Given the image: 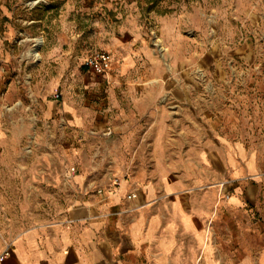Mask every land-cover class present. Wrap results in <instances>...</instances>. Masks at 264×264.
I'll use <instances>...</instances> for the list:
<instances>
[{
	"label": "rangeland",
	"instance_id": "obj_1",
	"mask_svg": "<svg viewBox=\"0 0 264 264\" xmlns=\"http://www.w3.org/2000/svg\"><path fill=\"white\" fill-rule=\"evenodd\" d=\"M36 39L43 40L39 57L29 53ZM1 45L11 53L0 64V140L10 148L0 146V232L7 242L63 209L4 204L22 196L32 178L27 169L72 147L70 117L60 108L47 117V100L88 109L74 142L95 167L113 166L126 133L93 125L112 111L109 122L117 126L140 103L147 107H140V130L167 138L170 152L159 162L175 169L193 163L202 146L264 149V0H0ZM96 51L110 54L108 73L85 65ZM31 185L35 196L48 188ZM62 189L67 196V181Z\"/></svg>",
	"mask_w": 264,
	"mask_h": 264
},
{
	"label": "crops",
	"instance_id": "obj_2",
	"mask_svg": "<svg viewBox=\"0 0 264 264\" xmlns=\"http://www.w3.org/2000/svg\"><path fill=\"white\" fill-rule=\"evenodd\" d=\"M7 33L6 39L12 38L15 30ZM10 58L1 45L0 64ZM141 106L146 107L134 105L132 116L120 115L117 126L109 122L112 111L93 125L126 133L113 166L95 167L74 142L77 131L87 127L88 109L47 100V117L58 108L70 117L72 147L42 157L40 168L27 169L32 178L22 196L5 198L4 204L63 209L18 230L9 242L0 232V264H264V149L242 143L202 146L193 163L175 169L159 162L170 152L167 138L140 130ZM148 112L151 118V105ZM1 144L10 149L8 141ZM35 181L48 187L36 196L30 189ZM65 181L70 189L63 197Z\"/></svg>",
	"mask_w": 264,
	"mask_h": 264
},
{
	"label": "built area",
	"instance_id": "obj_3",
	"mask_svg": "<svg viewBox=\"0 0 264 264\" xmlns=\"http://www.w3.org/2000/svg\"><path fill=\"white\" fill-rule=\"evenodd\" d=\"M85 65L97 72L108 73L112 69V58L107 52L96 51L87 58ZM55 96L59 98L61 95L57 93Z\"/></svg>",
	"mask_w": 264,
	"mask_h": 264
},
{
	"label": "bare ground",
	"instance_id": "obj_4",
	"mask_svg": "<svg viewBox=\"0 0 264 264\" xmlns=\"http://www.w3.org/2000/svg\"><path fill=\"white\" fill-rule=\"evenodd\" d=\"M36 41H37V43L35 44V47L32 48V49L29 51V53H31V54L34 55V56L39 57L40 54H39L38 48H39V46L42 45L43 40H42V39H36ZM166 64H167L169 67L171 66L170 63H169V61H167V60H166ZM33 138H34V136H33ZM30 151H31V150H30Z\"/></svg>",
	"mask_w": 264,
	"mask_h": 264
}]
</instances>
